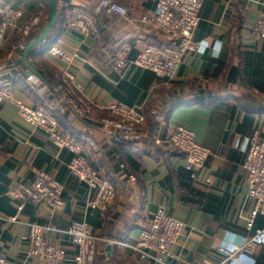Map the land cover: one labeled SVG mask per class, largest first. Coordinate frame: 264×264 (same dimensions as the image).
Segmentation results:
<instances>
[{"label": "crops", "instance_id": "crops-1", "mask_svg": "<svg viewBox=\"0 0 264 264\" xmlns=\"http://www.w3.org/2000/svg\"><path fill=\"white\" fill-rule=\"evenodd\" d=\"M0 1L22 12L17 28L7 30L0 49L4 65L0 86L7 83L11 96L31 108L47 107L54 97L40 87L59 84L67 68L84 88L82 94L73 93V98L88 106L92 114L75 116L69 122L53 111L50 114L62 135H84L95 143V149H87L85 157L115 189L113 212L88 208L91 192L67 168L71 155L56 149L44 134L23 121L14 103L0 105V256L9 264H44L28 255L29 245L22 240L28 225L66 230L71 223H85L99 239L93 264H161L141 260L131 250L111 243H134L159 207L184 224L182 235L169 249L171 257H162V264H220L223 256L217 248L230 243L232 235L242 242L264 227V217H257L252 229L246 230L252 205L245 200L244 155L236 147L254 133L264 138V40L257 41L251 34V27L264 13V0H202L192 40L207 49L184 53L172 81L135 66L121 76L102 69L123 43L131 46V60L148 46L177 48V37L139 22V17L153 8L152 1L112 0L126 9V17L98 11L99 0L59 4L57 21L48 35L51 44L41 42L28 55L40 78L27 73L20 62L23 49L17 46L26 45L46 24L49 0ZM71 7L92 15L94 37L65 31ZM32 19H37L36 25L22 36L20 27ZM58 38L63 40L62 49L73 57L70 66L48 53ZM217 41L222 42V48L214 56ZM30 75L39 83L27 81ZM113 102L135 107L145 116L156 110L164 122L148 120L140 127L146 138L125 140L119 132L100 125L101 118L109 117L107 109ZM174 126L193 132L196 142L208 149L210 155L202 168L187 171L185 155L165 143ZM154 136L163 143L154 144L150 140ZM36 170L64 186L65 205L53 211L45 204L24 202L16 213L21 202L11 197L10 190L17 184H31ZM45 239L64 247L65 264H72L75 250L68 236L47 232ZM246 255L256 264H264V245Z\"/></svg>", "mask_w": 264, "mask_h": 264}, {"label": "built area", "instance_id": "built-area-1", "mask_svg": "<svg viewBox=\"0 0 264 264\" xmlns=\"http://www.w3.org/2000/svg\"><path fill=\"white\" fill-rule=\"evenodd\" d=\"M152 1L153 8L139 17L141 24L151 25L158 32L165 35L177 37L176 49L159 48L148 46L134 59H129L131 46L127 43L121 44L115 53L109 56L102 64V69L107 73L123 75L131 66L150 71L159 77L172 81L179 68L181 57L186 52L203 53L207 46L192 40L193 32L199 21V11L202 0H143ZM96 9L105 10L119 17H126L127 11L112 0H99ZM22 12L0 1V49L10 28H17ZM37 19H32L20 27L22 36L28 35L31 27L36 25ZM67 32L78 34L82 38L94 37L95 26L91 14L77 7H71L64 24ZM253 39L264 40V13L260 15L256 23L251 27ZM63 40L58 38L49 47L48 53L51 57L60 59L65 65L70 66L73 57L62 49ZM20 50L25 45L17 46ZM203 49V51H201ZM4 65L0 63V71ZM62 80L53 87L42 85V92H49L54 100L47 107L31 108L22 101L15 100L10 93L7 83L0 86V105L6 102L14 103L18 114L32 129L44 134L58 150H64L71 155L67 164L70 175L83 183L91 192V198L87 202L90 209H106L114 211L115 189L99 175L88 163L85 153L87 149L94 150L95 143L84 135L79 138L64 136L58 129L57 122L50 114L63 117L67 122L75 116L86 118L92 114L88 106H82L73 98V93L82 94L84 88L77 83L73 74L66 68L62 73ZM27 81L38 84L39 81L33 76H28ZM109 117L100 119V125L104 129H112L121 134L125 140L140 141L148 135L140 130L148 120L155 123H163L164 117L156 110H150L147 116L143 115L135 107L122 103L113 102L108 106ZM149 138V137H148ZM150 140L161 145L163 142L157 137ZM168 145L179 150L185 155V169L191 171L204 166L210 152L199 145L193 132L182 126L171 127L166 137ZM244 155L243 168L247 173L248 192L245 200L252 205L247 216L246 230L252 229L257 217H264V138L254 133L244 138L236 145ZM116 158H119L118 156ZM133 180V179H132ZM64 186L53 179L49 174L36 170L31 184H17L10 190L12 198L21 203L16 208V213L22 210V203L29 202L35 205L45 204L51 210L56 211L64 207L62 199ZM12 221L15 220L13 217ZM28 234L22 238L29 245L28 255L36 257L44 264H65L67 260L66 249L60 245L48 243L45 239L47 232H57L69 237L70 243L75 250L71 260L72 264H93L95 245L99 240L83 222H74L66 230H58L49 226L28 225ZM184 231L182 221L169 216L163 207H159L150 216L146 228L141 231L138 239L132 244L111 242L127 248L135 253L141 260H152L162 262V257H171L169 249L174 245ZM241 252L250 254L251 250L259 245H264V227L256 229L250 239H244ZM217 252L223 256L220 264H231V260L223 254V248L219 246ZM240 253H237L239 255ZM235 258V257H233ZM0 264H9L0 256ZM178 264H191L179 261ZM201 264H214L203 262Z\"/></svg>", "mask_w": 264, "mask_h": 264}, {"label": "water", "instance_id": "water-1", "mask_svg": "<svg viewBox=\"0 0 264 264\" xmlns=\"http://www.w3.org/2000/svg\"><path fill=\"white\" fill-rule=\"evenodd\" d=\"M69 2L70 0H49V14H48L46 24L42 27L38 35L25 45L22 51L20 62L24 63L28 74H33L36 77L40 78V75L34 71V69L30 66L28 62L29 52L34 46L45 41L46 38L48 37L51 29L53 28V26L55 25L57 21V13H58L59 4L69 3ZM109 248L110 247H108L107 251L109 250Z\"/></svg>", "mask_w": 264, "mask_h": 264}, {"label": "clouds", "instance_id": "clouds-1", "mask_svg": "<svg viewBox=\"0 0 264 264\" xmlns=\"http://www.w3.org/2000/svg\"><path fill=\"white\" fill-rule=\"evenodd\" d=\"M221 48L222 42L217 41L213 49V55L218 56ZM201 51H203V49H201ZM221 247L223 248V254L231 260V264H256L252 257L241 252L242 243L240 238L236 235H232L231 242L222 244ZM237 253L240 254L237 255Z\"/></svg>", "mask_w": 264, "mask_h": 264}, {"label": "trees", "instance_id": "trees-1", "mask_svg": "<svg viewBox=\"0 0 264 264\" xmlns=\"http://www.w3.org/2000/svg\"><path fill=\"white\" fill-rule=\"evenodd\" d=\"M43 42H45V44H46L47 46H49V45L51 44V41H50V36H49V37H47V38H46V40H45V41H43ZM43 42H42V43H43ZM37 45H39V44H37ZM37 45H36V46H37ZM34 47H35V46H34Z\"/></svg>", "mask_w": 264, "mask_h": 264}, {"label": "rangeland", "instance_id": "rangeland-1", "mask_svg": "<svg viewBox=\"0 0 264 264\" xmlns=\"http://www.w3.org/2000/svg\"><path fill=\"white\" fill-rule=\"evenodd\" d=\"M1 63V62H0ZM3 64V63H2Z\"/></svg>", "mask_w": 264, "mask_h": 264}]
</instances>
